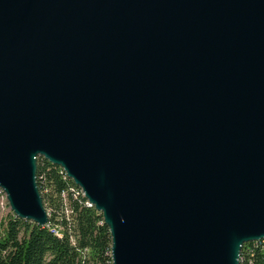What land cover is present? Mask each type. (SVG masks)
Masks as SVG:
<instances>
[{"label": "water", "instance_id": "1", "mask_svg": "<svg viewBox=\"0 0 264 264\" xmlns=\"http://www.w3.org/2000/svg\"><path fill=\"white\" fill-rule=\"evenodd\" d=\"M38 157L112 264H240L264 239V0H0V189L46 226Z\"/></svg>", "mask_w": 264, "mask_h": 264}, {"label": "trees", "instance_id": "2", "mask_svg": "<svg viewBox=\"0 0 264 264\" xmlns=\"http://www.w3.org/2000/svg\"><path fill=\"white\" fill-rule=\"evenodd\" d=\"M36 161L48 223L38 226L10 215L0 224V264H112L111 237L101 214L59 167L41 157ZM239 260L264 264V244H244Z\"/></svg>", "mask_w": 264, "mask_h": 264}, {"label": "rangeland", "instance_id": "3", "mask_svg": "<svg viewBox=\"0 0 264 264\" xmlns=\"http://www.w3.org/2000/svg\"><path fill=\"white\" fill-rule=\"evenodd\" d=\"M61 171H62V169H61ZM10 215H13V213L11 212L10 206L8 204L6 194L4 193V191L2 189H0V224L2 226H4L7 223V220L10 217ZM261 241L262 240L258 241V243ZM90 264H92V263H90Z\"/></svg>", "mask_w": 264, "mask_h": 264}, {"label": "bare ground", "instance_id": "4", "mask_svg": "<svg viewBox=\"0 0 264 264\" xmlns=\"http://www.w3.org/2000/svg\"><path fill=\"white\" fill-rule=\"evenodd\" d=\"M88 203V202H87ZM89 204V203H88ZM89 205H91V204H89ZM257 243V242H256ZM259 243H263L264 244V239L261 241V242H259Z\"/></svg>", "mask_w": 264, "mask_h": 264}]
</instances>
